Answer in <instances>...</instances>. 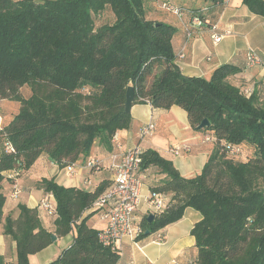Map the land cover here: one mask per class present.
Returning a JSON list of instances; mask_svg holds the SVG:
<instances>
[{"label":"trees","instance_id":"16d2710c","mask_svg":"<svg viewBox=\"0 0 264 264\" xmlns=\"http://www.w3.org/2000/svg\"><path fill=\"white\" fill-rule=\"evenodd\" d=\"M153 4L180 19L189 16L188 37L194 28L212 34L217 26L206 14L224 0H0V231L16 242L17 264H30V255L51 245L52 235L69 234L72 244L48 264L120 261L118 249L104 245L101 230L88 224L112 182L86 191L42 179L39 186L56 201L48 214L53 230L24 204L17 218H4V182L18 186L42 154L69 167L89 157L97 142L111 150L114 136L130 128L129 87L133 104L178 106L193 129L207 119L201 131L215 145L194 178L183 177L157 151L143 152L142 169L156 167L165 175L152 194L171 199L152 223H139L144 232L136 241L180 221L191 208L202 216L191 231L198 249L192 264H264V101L233 82L240 69L232 64L210 79L185 75L173 47L176 27L151 16ZM243 4L264 18V0ZM2 103L18 108L10 122L4 123Z\"/></svg>","mask_w":264,"mask_h":264},{"label":"crops","instance_id":"0c3cea01","mask_svg":"<svg viewBox=\"0 0 264 264\" xmlns=\"http://www.w3.org/2000/svg\"><path fill=\"white\" fill-rule=\"evenodd\" d=\"M151 9V16L176 27L173 47L177 55L185 47V57L178 59V64L185 75L210 79L216 69L225 64H232L240 69L233 82L242 89L256 93L261 101H264V71L260 67L247 68L246 65L248 49H255L264 59V18L252 14L243 4V0H224L222 6L206 14L207 19L217 26L219 33L230 32L218 45L213 43L209 28H194L192 37L188 38L186 31L190 23L189 16L180 19L160 10L155 4ZM1 105L6 113L4 123L10 122L18 113V108L12 111L14 105L8 103ZM131 117L130 128L117 133V140L112 143L111 150L99 142L95 143L90 156L79 159L74 164L72 172L68 171L67 166L61 167L52 162L46 154H42L17 180L19 195L14 197L15 187L11 182L5 181L4 192L7 201L4 218L9 215L17 218L18 205L24 204L30 209H37L43 226L53 230L54 218L39 209V203L46 195L39 186L40 181L44 178H55L65 187L94 191L101 184L109 185L113 180L111 154L123 153L135 147H139L142 152L157 151L172 161L185 178H194L202 172L215 145L213 141L207 140V134L203 131L192 128L185 110L178 106L164 110L137 103L133 104ZM149 124L154 125V131L151 135L143 137L142 129ZM177 147L181 148L178 154L174 153ZM90 158H96L101 162L100 171L95 172L88 168L87 161ZM141 176L144 188L135 213L137 223H142L153 214L148 202L149 197L165 180V175L156 167L142 169ZM170 199V196H165L166 202ZM92 211L89 210L86 214ZM201 219L198 211L188 208L180 221L138 242L124 238L117 245L121 254L117 264H192L197 260L198 249L191 231ZM88 224L94 229L102 230L107 224L103 219V211L94 213ZM158 236L161 238L158 239ZM73 239V234L57 236V240L47 248L30 255V264H48L56 260L62 251L72 244ZM0 256L4 257L5 264H17L16 242L3 234V230L0 231Z\"/></svg>","mask_w":264,"mask_h":264},{"label":"built area","instance_id":"2783aa9c","mask_svg":"<svg viewBox=\"0 0 264 264\" xmlns=\"http://www.w3.org/2000/svg\"><path fill=\"white\" fill-rule=\"evenodd\" d=\"M164 8L173 10L175 14L180 16V12L171 7L164 5ZM197 25L200 26L198 22ZM230 32L219 33L218 29L212 30L211 38L215 45L221 43ZM192 32H188V38H191ZM185 57V47L178 53V58ZM247 68L260 67L264 71V59L255 50L248 49L246 54ZM150 105V103H147ZM154 125L149 124L142 129V136L151 135L154 131ZM117 140V134L113 138V142ZM207 140H211L207 136ZM9 151L14 149L9 145ZM181 148L177 147L174 153L178 154ZM143 152L139 147L132 148L123 153H113L110 156L111 169L113 171L112 186L101 194L93 205V209L103 211V219L107 221L106 226L101 230L99 237L104 245L111 246L112 249L117 248L119 242L124 238L136 239L144 232L142 226L135 221V213L139 207L142 191L144 188L143 178L141 176ZM87 166L91 171H100L101 162L96 158H90ZM73 166L68 167V171L72 172ZM19 172H15L17 176ZM12 176V175H11ZM20 189L15 186L13 196L19 195ZM149 205L154 215L162 213L166 209V200L162 194L155 193L149 197ZM56 201L53 194H46L39 203V209L47 214H54Z\"/></svg>","mask_w":264,"mask_h":264},{"label":"water","instance_id":"95a60500","mask_svg":"<svg viewBox=\"0 0 264 264\" xmlns=\"http://www.w3.org/2000/svg\"><path fill=\"white\" fill-rule=\"evenodd\" d=\"M135 100V91L133 87H129L126 93V104H125V111L126 113H131L132 107H133V103ZM209 126V121L207 119H205L197 128V130L201 131L202 129L206 128ZM155 215L154 214H150L147 218V222L148 223H152L154 221ZM150 231L147 230L146 231V235H149ZM52 242H55L57 240V236L56 235H52L51 236Z\"/></svg>","mask_w":264,"mask_h":264},{"label":"rangeland","instance_id":"374dc122","mask_svg":"<svg viewBox=\"0 0 264 264\" xmlns=\"http://www.w3.org/2000/svg\"><path fill=\"white\" fill-rule=\"evenodd\" d=\"M110 17H111V13H110V12H108V13L105 14V19H106V20H109ZM25 93H27V91H25ZM8 104H9V103H8ZM12 105L15 106V104H12ZM6 108H7V107H6ZM15 109H17V107H14V109H11V110H12V111H15ZM57 245L60 246V244H57Z\"/></svg>","mask_w":264,"mask_h":264}]
</instances>
